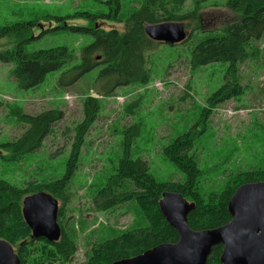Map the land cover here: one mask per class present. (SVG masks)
<instances>
[{"label":"rangeland","instance_id":"374dc122","mask_svg":"<svg viewBox=\"0 0 264 264\" xmlns=\"http://www.w3.org/2000/svg\"><path fill=\"white\" fill-rule=\"evenodd\" d=\"M123 12L137 6L138 0H122ZM226 0H207L200 19L183 20L187 38L177 44L164 42L149 53L152 77L147 85L130 84L113 88L110 96H100L101 82H94L99 68L93 69L73 86L60 87L64 71L49 73L37 87L21 89L11 75L14 62L0 60V177L25 187L61 177L71 152L75 126L83 119V100L87 95L101 98V111L86 136L80 166L66 205L65 226L76 240L75 263L85 262L90 244L106 239L116 231L146 224L135 203L115 212H98L92 206V188L105 182L122 152L124 127L141 124V134L132 146L134 158L141 157L160 181L184 182L185 173L165 154L164 147L175 138L193 131L195 144L189 152L200 168L199 188L204 193L221 192L242 172L264 168V36L254 46L258 53L239 66L241 93L218 103L203 116L208 99L226 82L230 62H213L197 68L191 65L192 47L207 36L219 35L235 13ZM187 0L183 12L194 7ZM108 8L96 0H0V27L39 18L28 51L68 45L76 51L92 38L71 30L57 29L63 22L54 17L79 11L104 12ZM68 26L87 25L82 18H69ZM99 28L125 31L124 22L99 19ZM14 38L0 39V51L15 45ZM96 85H94V83ZM133 104V106H130ZM36 114L51 108L62 109L64 118L55 126L42 147L20 160H8L3 144L17 140L28 128L14 109ZM7 157V155H6ZM93 186V187H92ZM59 206H63L59 200Z\"/></svg>","mask_w":264,"mask_h":264},{"label":"trees","instance_id":"16d2710c","mask_svg":"<svg viewBox=\"0 0 264 264\" xmlns=\"http://www.w3.org/2000/svg\"><path fill=\"white\" fill-rule=\"evenodd\" d=\"M104 3V12L79 11L69 16L44 15V19L57 18L63 23L57 29L71 30L87 37L78 62L67 67L78 57L68 45L28 51L26 45L34 38L33 29L39 18L19 21L0 27V39L14 38L11 48L0 51V60L14 62L11 70L18 86L29 90L40 85L49 73L64 69L59 86H73L87 73L99 68L95 83L101 82L100 96H110L113 88L130 84L147 85L152 77L149 53L158 44L146 32V23L200 19V11L207 0H193V9L183 12L187 0H138V5L123 12L122 0H96ZM226 6L235 13L223 27V32L207 36L191 50V65L197 68L213 62H230L226 82L207 101L203 116H208L218 103L238 96L242 91L239 82V66L247 62L258 48L254 46L264 36V0H226ZM69 18H82L87 25H66ZM99 19L124 22L125 31L113 28L105 30L96 26ZM100 57V58H98ZM93 82V83H94ZM94 83V85H96ZM133 106V104H130ZM101 98L87 95L83 100V119L74 128L71 152L61 177L42 182H30L18 186L0 177V238L10 242L22 264H113L145 252L161 243H174L179 239L177 230L163 216L159 201L166 192H179L194 209L188 215V224L194 230H207L228 223L232 216L228 203L235 190L248 182L264 181V168L237 174L221 192L204 193L198 186L200 168L197 159L189 152L195 140L193 131L175 138L164 147V154L184 173V182L158 180L149 170L148 162L134 158L132 146L141 134V124L124 127L121 154L113 171L101 185L92 186V206L98 212H115L119 207L135 203L142 210L146 224L141 227L116 231L106 239H97L90 244L87 260L75 263L78 245L67 227L66 205L70 202L71 186L80 166L82 148L86 136L101 111ZM19 119L28 124L24 133L14 141L3 144L8 160H20L25 155L38 151L44 140L53 133L55 126L64 118L62 109L51 108L36 114L14 109ZM7 155V157H6ZM37 191H47L62 201L58 221L62 236L57 242L46 238H33L23 212V198ZM223 245L213 247L208 264H222Z\"/></svg>","mask_w":264,"mask_h":264},{"label":"water","instance_id":"95a60500","mask_svg":"<svg viewBox=\"0 0 264 264\" xmlns=\"http://www.w3.org/2000/svg\"><path fill=\"white\" fill-rule=\"evenodd\" d=\"M144 28L156 42L174 45L187 38L180 21L146 23ZM159 206L167 222L177 230L178 241L161 243L113 264H208L213 247L219 244L223 245L222 264H264V181L240 185L228 203L231 220L212 229L194 230L189 226L188 215L195 205L179 192H166ZM59 208V200L47 191L23 198V217L33 238L60 240ZM0 264H22L12 244L2 238Z\"/></svg>","mask_w":264,"mask_h":264}]
</instances>
